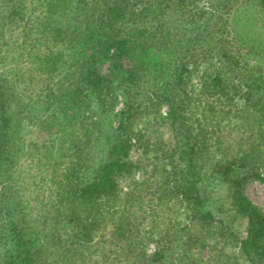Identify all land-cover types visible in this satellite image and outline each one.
I'll use <instances>...</instances> for the list:
<instances>
[{"label":"trees","instance_id":"obj_1","mask_svg":"<svg viewBox=\"0 0 264 264\" xmlns=\"http://www.w3.org/2000/svg\"><path fill=\"white\" fill-rule=\"evenodd\" d=\"M246 1L0 0V264H264Z\"/></svg>","mask_w":264,"mask_h":264},{"label":"rangeland","instance_id":"obj_2","mask_svg":"<svg viewBox=\"0 0 264 264\" xmlns=\"http://www.w3.org/2000/svg\"><path fill=\"white\" fill-rule=\"evenodd\" d=\"M246 1V0H245ZM259 7V6H258ZM251 1L244 2L239 8L237 7L232 13L233 31L237 48L247 56L250 62H259L264 70V15ZM232 36L234 35L231 30ZM234 39V38H233ZM241 44H240V43ZM163 110L166 106L162 107ZM137 177V176H136ZM123 188L127 186V180L121 182ZM247 195L264 211V186L258 180L250 181L245 189ZM222 199L212 200L211 206L221 204ZM208 203V204H209ZM153 246H149L152 250ZM243 263L241 258L240 264Z\"/></svg>","mask_w":264,"mask_h":264}]
</instances>
